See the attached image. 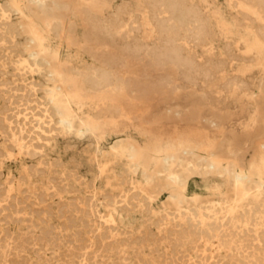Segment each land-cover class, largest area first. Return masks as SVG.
Segmentation results:
<instances>
[{"label":"rangeland","instance_id":"374dc122","mask_svg":"<svg viewBox=\"0 0 264 264\" xmlns=\"http://www.w3.org/2000/svg\"><path fill=\"white\" fill-rule=\"evenodd\" d=\"M0 157V264H264V0H0Z\"/></svg>","mask_w":264,"mask_h":264},{"label":"bare ground","instance_id":"6f19581e","mask_svg":"<svg viewBox=\"0 0 264 264\" xmlns=\"http://www.w3.org/2000/svg\"><path fill=\"white\" fill-rule=\"evenodd\" d=\"M176 3V2H175ZM173 2H167V8L170 12L172 13H181V10H180V6L178 4H175ZM189 11V10H188ZM189 21V20H187ZM105 28V27H104ZM102 29L100 27H98V25L96 24V26L93 25V34L94 35H98V34H101V35H106L108 36L109 40H110V43L112 45H115L116 44V35L115 33L113 32V30H110L109 29ZM117 32V31H116ZM193 33V32H192ZM194 35V34H193ZM94 38V37H93ZM96 39V38H95ZM130 39H131V36H127V40H128V45L130 46L132 44V42H130ZM197 42V41H196ZM198 43V42H197ZM117 45V44H116ZM128 47V46H127ZM141 46L139 44H135L134 45V51L136 53L140 52L141 50ZM149 53V52H148ZM152 56L154 58H160L161 61H163L165 64L166 63H169V64H173V65H176V66H179L183 63V60H182V56L180 54V51L178 50L177 48V42H176V39L171 36V35H168L166 41H165V44L163 46H160L158 48V51L156 52H151ZM186 66L191 69L192 68V64L190 62L188 63H185ZM220 64V63H219ZM110 71V70H109ZM61 75V74H60ZM145 77H148V75H145ZM109 78H107V76H103L102 78L100 79H97L96 77L92 79V82L94 83V85L96 87H99V86H104L105 84H107ZM118 82H119V87H118V90L117 91H121L122 88L124 87H128L129 89H132V90H136V92L139 94V95H147V94H152L154 92V89L160 87V86H166V85H170V82L167 78L165 77H160L158 79H156L155 81L153 82H146V83H142L140 81H134V80H131V81H128L126 79L123 78L120 79L118 78ZM117 83V82H116ZM262 85V84H261ZM28 103V102H27ZM26 106V105H25ZM5 111V110H4ZM38 114V113H37ZM46 117V116H45ZM45 119V118H44ZM2 121V119H1ZM6 130V129H5ZM22 130V129H21ZM25 138V137H24ZM7 141V140H6ZM41 150V149H40ZM13 152V151H12ZM30 153V152H29ZM39 153V152H38ZM1 158V157H0ZM32 169V168H31ZM39 172V171H38ZM72 172V171H71ZM34 173H37V172H34ZM41 173V172H40ZM14 178V177H13ZM13 181V179H12ZM23 181V180H22ZM12 184V183H11ZM59 185V184H58ZM62 186V185H61ZM236 186H237V190H242L243 189V184H242V181H241V178L239 176H237V183H236ZM56 187V186H55ZM65 188V187H64ZM57 189V188H56ZM3 190V189H1ZM59 190V189H58ZM132 190V189H131ZM4 192V191H3ZM27 192V191H25ZM5 195V194H4ZM8 197V196H6ZM40 197V196H39ZM42 197V196H41ZM92 198V197H91ZM81 199V198H80ZM8 201V200H7ZM11 201V200H10ZM9 201V202H10ZM15 201V200H14ZM81 201V200H80ZM83 202V201H82ZM151 202V201H150ZM34 204V203H33ZM5 206V205H4ZM31 206V205H30ZM37 206V205H36ZM78 206V205H76ZM5 208V207H4ZM87 208V207H86ZM12 209V208H11ZM92 209V208H91ZM21 210V209H20ZM19 210V211H20ZM74 210V209H73ZM78 210V209H77ZM120 210V209H119ZM10 211V210H8ZM121 211V210H120ZM51 213V212H50ZM41 214V213H40ZM16 215V214H15ZM49 215V214H48ZM155 215V214H154ZM53 218V217H52ZM63 218V217H62ZM82 218V217H81ZM89 218V217H88ZM13 220V219H12ZM41 220V219H40ZM80 221V220H79ZM88 228V227H87ZM190 230V229H189ZM44 231V230H43ZM52 231V230H51ZM167 231V230H166ZM178 232V231H177ZM45 233V232H44ZM48 233V232H47ZM77 233V232H76ZM154 233V232H153ZM171 233V232H170ZM94 234V233H93ZM149 234V233H148ZM97 235V234H96ZM107 235V234H106ZM22 236V235H21ZM59 236V235H58ZM179 236V235H178ZM145 237V236H144ZM38 238V237H37ZM81 238V237H80ZM168 238V237H167ZM32 239V238H31ZM55 239V238H54ZM71 239V238H70ZM105 239V238H104ZM127 239V238H126ZM138 239V238H136ZM160 239V238H159ZM169 239V238H168ZM171 239V238H170ZM77 240V239H76ZM107 240V239H106ZM17 241V240H16ZM57 241V240H56ZM55 241V243H56ZM125 241V240H124ZM135 241V240H134ZM172 241V240H171ZM11 242V241H10ZM27 242V241H26ZM39 242V241H37ZM63 242V241H62ZM85 242V241H84ZM19 243V242H18ZM136 243V242H135ZM144 243V242H143ZM149 243V242H148ZM147 243V244H148ZM182 243V242H181ZM97 244V243H96ZM146 244V242H145ZM33 245V244H32ZM75 245V244H74ZM110 245V244H109ZM113 245V244H112ZM26 246V245H25ZM117 246V245H116ZM199 246V245H198ZM10 247V246H9ZM184 247V246H183ZM26 248V247H25ZM83 248V247H82ZM101 248V247H100ZM15 249V248H14ZM97 249V248H96ZM160 249V248H159ZM173 249V248H172ZM17 250V249H16ZM101 250V249H100ZM7 251V250H6ZM30 251V250H29ZM88 251V250H87ZM128 251V250H127ZM152 251V250H151ZM6 253V252H5ZM64 253V252H63ZM164 253V252H163ZM193 253V251H192ZM88 254V253H87ZM109 254V253H108ZM127 254V253H126ZM176 254V253H175ZM12 255V254H11ZM178 255V254H177ZM14 256V255H13ZM20 256V255H19ZM66 256V255H65ZM137 256V254H136ZM61 257V256H60ZM94 257V256H93ZM98 257V256H97ZM104 257V256H103ZM107 257V256H106ZM16 258V257H15ZM43 258V257H42ZM62 258V257H61ZM79 258V257H78ZM86 258V257H85ZM213 258V257H212ZM59 259V258H58ZM65 259V258H64ZM155 259V258H154ZM17 260V259H16ZM60 260V259H59ZM65 261V260H64ZM183 261V260H182ZM14 262V261H13ZM29 262V261H28ZM164 262V261H163ZM187 262V261H186ZM95 263V262H94ZM145 263V262H144ZM211 263V262H210ZM18 264V263H17ZM26 264V263H25ZM61 264V263H60ZM70 264V263H69ZM97 264V263H96ZM160 264V263H159Z\"/></svg>","mask_w":264,"mask_h":264}]
</instances>
